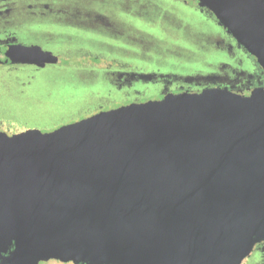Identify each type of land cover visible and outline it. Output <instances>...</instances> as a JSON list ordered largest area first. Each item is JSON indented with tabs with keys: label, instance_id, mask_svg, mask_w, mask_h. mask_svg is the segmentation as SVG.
I'll use <instances>...</instances> for the list:
<instances>
[{
	"label": "water",
	"instance_id": "water-1",
	"mask_svg": "<svg viewBox=\"0 0 264 264\" xmlns=\"http://www.w3.org/2000/svg\"><path fill=\"white\" fill-rule=\"evenodd\" d=\"M264 75V0H195ZM55 64L38 46L2 63ZM264 242V88L0 131V264H243Z\"/></svg>",
	"mask_w": 264,
	"mask_h": 264
},
{
	"label": "rangeland",
	"instance_id": "rangeland-1",
	"mask_svg": "<svg viewBox=\"0 0 264 264\" xmlns=\"http://www.w3.org/2000/svg\"><path fill=\"white\" fill-rule=\"evenodd\" d=\"M118 1L121 2V0H116ZM123 2L134 3L135 6L132 9L137 15L154 11L153 14L158 12L161 16H166L167 21L172 19L164 5V0H123ZM157 5L161 10L156 12ZM148 9L152 11L147 12ZM177 9L179 12L183 10L181 6ZM184 11V14H187V10L184 9ZM114 12L118 15L117 17L109 15L110 18L103 19L102 24L98 26L105 28L107 23L120 24L122 20H127L120 7ZM72 22L75 21L72 20ZM138 22L137 20L132 21L129 24L130 29L123 27L127 31L118 32L116 27L106 29L109 35L123 38L124 46H121L124 44L122 40L114 39L101 32L72 29H66L63 36L58 34L53 37L42 31L41 34L29 36L32 42L21 41L23 45L34 43L43 50L60 55L63 59H70L73 66L63 68L47 65L44 68L30 66L21 68L22 76L18 73V78L23 95L16 94L17 90L14 87L18 85L13 86L12 82H8L7 79L14 78L13 75L3 76L6 70L0 71V131L12 134L28 129L48 132L71 120L90 114L98 105L102 110L116 108L118 102L113 99L119 97L117 93H114L113 86L117 83L114 74L119 72L175 73L195 78L209 74H222V72L231 76L233 75L231 70L248 71V67L244 65H227L220 58L212 61L206 58L202 51L217 52L223 46L217 44L220 40L219 35L203 26L199 19L190 21L193 23L194 32L179 34L178 39H189L196 43L200 41L198 42L200 45L203 42L202 38H205L208 46L200 48L202 51H193L194 46L189 41H180L179 44L171 41L172 38L169 36L171 34L158 28L149 27L153 31L147 32V25L143 24L140 27ZM167 23L164 20L163 24L169 25ZM194 29L200 31L196 33ZM58 38H67L68 45L61 44ZM89 41L92 43L88 44ZM172 58H177L180 62H174ZM222 64L226 67L221 68ZM2 80H5L4 84ZM151 91L152 88H149L143 91L142 95L146 97ZM144 100L140 97L134 99L133 102ZM262 263H264L262 254L256 251H253L250 257L243 262V264Z\"/></svg>",
	"mask_w": 264,
	"mask_h": 264
},
{
	"label": "flooded vegetation",
	"instance_id": "flooded-vegetation-1",
	"mask_svg": "<svg viewBox=\"0 0 264 264\" xmlns=\"http://www.w3.org/2000/svg\"><path fill=\"white\" fill-rule=\"evenodd\" d=\"M164 1V5L167 7V12L172 18L168 21L166 16H161V14L157 12V10H161L158 5L155 8L157 13L153 14L154 11L148 9L147 12L152 11V13L137 15L135 10L132 9L135 4L131 2L124 3L123 0H121V2H116V0H0V71L4 72L6 70V73H3V76L13 75L14 78H9L7 80L8 82H12L13 86L18 85V87H14L15 90H17V95H23V90H20L19 87L20 79L18 78L19 75L22 76L23 71L21 68L25 66L34 68L39 67L34 65L11 64L9 62L2 63L5 59V52L10 46L23 45L21 41L32 42L33 40L30 39L29 36L41 34L42 31L48 33L51 37L58 34L59 36H63L66 29L85 32H101L114 39L122 40L124 44L121 46H124L125 42L123 38L109 35V31L107 32L106 29L116 27L118 32L127 31L125 28L130 29L129 24L136 20L139 21L138 25L140 27L143 26V24L147 25L148 28L145 27L147 32L153 31V29H150L149 27L158 28L165 33H170L171 35L169 36L172 38L171 41L178 44L180 41H189L194 46L193 51H198L201 50L200 48L208 46L205 43V40L207 39L202 38L204 43L201 42L199 45L198 42L200 41H197L196 43L189 39H178V35L186 32H194L192 26L193 23L190 21L199 19L203 23V26H206L207 29L215 31V33L219 35L220 40L217 44L219 43L223 46L217 52L210 51L205 53L201 50L206 55V58L209 61L220 58L223 63L227 65H244L248 67V71L231 70L233 73L231 76H229L226 72H222V74H209L205 77L195 78L180 76L175 73L163 74L149 72L145 74L144 72L136 71L119 72L114 74L117 83L113 86L115 91L114 93H117V97H119L118 99H113V101L115 100L118 102V107L129 103L160 100L167 94L199 93L203 90L212 89L215 91L227 90L237 95L247 96L255 88H264V75L259 66L256 64L254 58L239 47L231 36L228 35L223 28L217 25L215 19L208 11L200 9L195 0ZM178 6H181L183 9L181 12L178 11ZM119 7L123 11V15L127 20H122L120 24H117L116 22H111L110 24L107 23L105 28L98 26L100 23L102 24L103 19H108L107 17H109V15L117 17L118 15H116L114 11H117ZM184 9L187 10V14H184ZM192 18L193 20H191ZM72 20L75 22H72ZM164 20L168 22L169 25H164ZM181 26L182 28H180ZM51 27H53L54 30ZM58 28H60V30L56 31ZM117 31L116 33H118ZM195 31L198 33L200 30L196 29ZM58 40L62 42L61 44L68 45L67 38H58ZM91 41H89L88 44H91ZM32 45L38 46L34 43L23 46ZM52 54L57 57V62L55 64L47 65H55L54 67L63 68L73 66V64H71L72 62L69 61L70 59H63L56 53ZM173 60L174 62H180L177 58H174ZM67 62H70V64H67ZM225 67L226 66L224 64L221 65V68ZM4 81L5 80H2V84H4ZM149 88H152L151 93L146 97L142 95L143 91L148 90ZM140 97H143L145 100L141 102H133L134 99H138ZM99 111L105 110H102L101 106L98 105L90 114L71 120L68 123L86 118ZM254 251L261 253L262 259L264 260V242L260 243ZM39 264L74 263L48 260L42 261Z\"/></svg>",
	"mask_w": 264,
	"mask_h": 264
}]
</instances>
